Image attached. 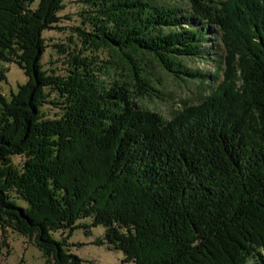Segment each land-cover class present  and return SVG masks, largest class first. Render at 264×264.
Listing matches in <instances>:
<instances>
[{
  "label": "trees",
  "instance_id": "trees-1",
  "mask_svg": "<svg viewBox=\"0 0 264 264\" xmlns=\"http://www.w3.org/2000/svg\"><path fill=\"white\" fill-rule=\"evenodd\" d=\"M82 1L88 31L59 77L41 60L63 0H0V64L26 77L0 93V236L45 264H83L69 239L98 227L122 264H264V0ZM206 43L223 51L207 84L182 63L208 60ZM150 61L206 84L198 102L141 109Z\"/></svg>",
  "mask_w": 264,
  "mask_h": 264
},
{
  "label": "rangeland",
  "instance_id": "rangeland-1",
  "mask_svg": "<svg viewBox=\"0 0 264 264\" xmlns=\"http://www.w3.org/2000/svg\"><path fill=\"white\" fill-rule=\"evenodd\" d=\"M38 1V0H37ZM158 4L173 6L181 12H186V0H157ZM36 4L33 5L35 7ZM62 10L58 13L61 18L58 25L60 30L48 31L43 34L47 46L41 60L42 69L51 76L65 77L69 56L76 54L82 48L80 38L76 36L77 28L88 31L85 12H88L82 0H63ZM205 48L210 53L208 60L183 59L182 63L191 72L200 73L204 76L206 84L210 77L215 74L218 61H221L223 51L220 47L213 48L212 43H206ZM212 47V48H211ZM89 51L84 52V57H90ZM97 56L99 61H108L107 54L101 52ZM223 69V68H222ZM145 70L151 76L150 85L156 91V98H137L139 107L143 110L153 111L160 114L164 119H170L176 111L184 104H196L203 94L206 84L201 85L200 80H179L173 75L165 72L154 61L146 62ZM0 93L10 98L11 93L17 91L18 85L26 82L23 72L14 64H0ZM114 77L115 72H112ZM120 75V73H117ZM3 76V78L1 77ZM133 91V89H132ZM134 92V91H133ZM48 117L53 118L55 110L51 107L45 108ZM19 164V158L12 159ZM24 207L22 201L16 202ZM88 224V221H81ZM103 239L101 228L91 229L85 234L82 230L72 233L69 244L77 246L70 247L71 253L83 261V264H122L123 254L120 251L110 250L105 245H95ZM3 243L0 253V264H45V260L39 249L25 236L6 228L0 236Z\"/></svg>",
  "mask_w": 264,
  "mask_h": 264
}]
</instances>
